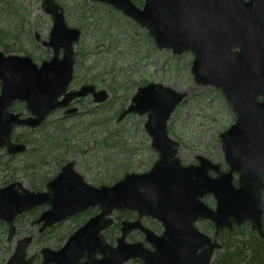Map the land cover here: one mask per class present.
I'll return each instance as SVG.
<instances>
[{"label":"water","instance_id":"1","mask_svg":"<svg viewBox=\"0 0 264 264\" xmlns=\"http://www.w3.org/2000/svg\"><path fill=\"white\" fill-rule=\"evenodd\" d=\"M93 1L106 3L145 27L158 48L193 54L194 82L219 88L235 116L219 134L228 169L220 170L219 163L201 154L196 155L198 163L180 161L179 142L169 135L167 124L187 92L150 81L136 88L117 119L129 113L147 114L144 129L158 153L152 166L143 172H126L111 184L94 185L69 160L45 190L30 189L19 180L0 186V220L7 224V241L16 234L15 218L42 204L48 208L33 222L40 223L39 231L90 207L100 211L60 248L42 247L41 264H124L132 258L143 264H210L214 250L221 247L217 241L221 228L248 221L264 238V0H146L142 7L132 0ZM42 6L53 15L50 40L45 42L55 50L51 60L38 65L29 55L0 50V148L9 154L26 149L25 143L12 141L15 127L39 126L51 111L65 107L74 97L90 93L96 102L109 97L105 88L94 84L67 91L80 30L66 24L55 0H43ZM14 100L23 101L30 114L9 112ZM206 194H212L215 207L204 202ZM124 209L137 211L139 218L144 214L158 218L162 232L139 219L123 220L115 244H110L102 230L111 223L113 211ZM199 218L213 222V237L198 228ZM134 228L143 230L151 247L127 240ZM32 238L31 234L19 237L5 264H32L35 255L27 250Z\"/></svg>","mask_w":264,"mask_h":264},{"label":"rangeland","instance_id":"2","mask_svg":"<svg viewBox=\"0 0 264 264\" xmlns=\"http://www.w3.org/2000/svg\"><path fill=\"white\" fill-rule=\"evenodd\" d=\"M40 1L0 0V41L2 42L0 48L3 44L8 47L18 44L25 50L35 47L33 34L28 30L30 25L22 18L28 14L32 16V19L36 17L47 23L48 17L41 11ZM59 3L66 10L69 25L81 30V37L74 47L75 83L78 78L83 79L84 82H92L97 85V88L108 90L110 97L88 113L82 112L74 117L62 119L60 113L50 115L40 127L41 135H51L52 130L57 135L55 129H60L62 135L70 140L63 143L59 138L62 137L61 133L54 139L36 136V142L29 144L28 149L14 160L3 154L0 162L7 163L8 166H2L0 170L4 167H18L21 170L17 172L15 169L16 178L31 188L30 184L40 185L50 173L57 172L65 162L57 161L60 158L74 160L76 170L87 182L94 185H97L96 182L100 178L107 180L111 174H119L121 177L126 171L119 170L118 173L115 168L119 165L125 166L124 168L128 171L140 172L149 169L157 158V153L150 147V139L143 128L146 116L133 114L122 121L116 120L118 110L129 103L135 92L134 82L142 80H146L143 84L149 81L161 82L176 90L187 92V97L172 113L168 124L171 136L180 142L178 156L181 161L184 164L196 163L195 156L201 154L221 163L222 169H227L220 149L219 133L233 123L234 114L218 88L201 86L193 81L190 72L193 58L191 53L176 55L170 49L157 48L144 28L105 4L89 0H59ZM19 20L21 23H18ZM22 23L25 31H21ZM39 32L44 35L46 29L42 27ZM15 34L16 38H13ZM94 76L96 82L88 80ZM119 86L124 87L120 90ZM88 104L90 101H86L83 105ZM22 109L24 111V108ZM106 119L108 121H105ZM92 122L95 125H92ZM116 130L128 137V144L131 146L127 145L128 147L113 150L111 153L105 150L106 147L103 144L111 142L108 137L109 131ZM18 132L23 130L20 129ZM35 145H41L40 149L34 147ZM81 148L85 150V153L79 152ZM44 157L46 163L42 164ZM12 160L18 161L19 164H12ZM27 162H32L36 168L29 170L26 169L27 166L24 168ZM2 174L1 171L0 176ZM237 176L238 173L234 172V182ZM204 200L209 201L210 204L214 203L210 194L206 195ZM37 210L38 214L41 209ZM30 212L22 216H25V219L29 218L28 220L23 221L21 218L18 221L22 225L16 222L19 229L17 237L27 232H37L33 226H30V230L27 231L31 219L37 215ZM119 212L121 211H116V218ZM78 219L79 217L62 224H55L40 236L35 235L28 251L38 252L42 246L58 248L63 245L68 233L77 227L78 224L75 221ZM145 221L150 228L157 226V221L154 219L147 218ZM198 225L200 228L207 226L209 235L212 234L213 230L209 225H205L202 221H199ZM157 231L159 232V229ZM113 233L116 237L119 231ZM128 239L141 240L142 235L134 232L128 236ZM40 243L43 244L40 246ZM125 264L141 263L132 259Z\"/></svg>","mask_w":264,"mask_h":264},{"label":"flooded vegetation","instance_id":"3","mask_svg":"<svg viewBox=\"0 0 264 264\" xmlns=\"http://www.w3.org/2000/svg\"><path fill=\"white\" fill-rule=\"evenodd\" d=\"M61 7H62V10H63V16H64V21L66 22V24L67 25H69V23H68V21H67V18H66V10H65V8H64V6L63 5H61L60 3H59V0H55ZM137 6H139V7H142V6H144V3H145V1L146 0H132ZM93 2H98V3H101L100 1H93ZM29 3H32V2H29ZM42 3H43V0H41L40 2H39V5H40V9H41V11L48 17V19L46 20L47 21V23H44V22H42L40 19H38V18H34V19H32V16L31 15H26V16H24V18H22V20L24 19V22L25 23H27V24H29L30 26H28V30H29V32H31L32 34H33V43L35 44V47L33 48L32 47V49L31 50H25V49H22V48H20V46L17 44V45H9V47L7 46V48L6 47H4V46H1V48H0V50H2L3 51V53L4 54H11V53H15V54H23V55H29L30 57H31V59L36 63V64H38V65H40L43 61H49V60H51V58H52V56L54 55V53H55V50H54V48H53V46H50V45H47L45 42H48L49 40H50V35H51V30H52V26H53V15L51 14V13H49V12H47V11H45L44 9H43V6H42ZM103 4V3H102ZM106 5V4H105ZM35 11V10H34ZM23 15H24V12H23ZM37 15V14H36ZM18 23H21V20H19L18 21ZM69 26H71V25H69ZM42 27H44L45 29H46V32L44 33V35H42L40 32H39V29L40 28H42ZM72 27H75V26H72ZM78 28V27H77ZM79 29V28H78ZM21 31H25V26L23 25V23H22V25H21ZM19 35H20V33H18ZM13 38H16V34H15V37H13ZM8 45V44H7ZM63 52H64V50H63V48H60V49H58L57 50V55H58V57L59 58H61L62 56H63ZM190 53V52H189ZM183 54V53H182ZM76 55V54H75ZM179 55H181V54H179ZM86 83H88V82H84V80L83 79H81V78H78V80H76V83H75V71H74V74H73V79H72V81H71V83H70V85H69V87L67 88V91L68 90H76V89H79L83 84H86ZM92 83V82H91ZM96 85V84H95ZM97 86V85H96ZM0 89H1V84H0ZM63 98V94L62 95H60L59 97H58V99L59 100H61ZM86 101L88 102V101H90V104H88L87 106H85V105H83V104H85L86 103ZM100 104L101 103H98V102H96V101H94L93 100V97H92V95L89 93V94H87V95H85V96H81V97H74L69 103H68V105H66L65 107H59L58 109H56V110H54V111H52L47 117H49L50 115H53V114H56V113H60L61 115H60V117H61V119L62 118H67V117H74V116H76V115H78V114H80V113H82V112H84V113H88V112H90L92 109H95V108H97V107H99L100 106ZM80 106L82 107V109L80 110ZM22 108H24V111H23V109ZM71 108H76V110H74V111H69V109H71ZM8 111L9 112H13V113H22V115H27L28 113H26L25 111H26V107H25V103L23 102V101H19V100H14V101H12V103L8 106ZM44 123V122H43ZM42 123V124H43ZM40 127H42V125H40V126H38V127H33V128H27V127H24V128H22L21 129V131L22 130H27V132L29 133V138H30V140H31V142L32 143H30V144H34L35 142H36V136H40L41 135V132L42 131H40ZM20 129L19 128H17V130H15V128L13 129V131H12V133H11V139H12V141L13 142H24V141H21V140H19L18 139V137L16 136V133H19L18 131H19ZM33 137V138H32ZM26 143V142H25ZM28 145L29 144H27V149H28ZM34 147H36L37 149H40V147H41V145H35ZM22 153H24V152H21V153H18V154H8L7 152H6V149L4 148V147H1L0 148V157L1 156H3V154H6L7 156H9L11 159H13L14 160V158L15 157H17L18 155L19 156H21L22 155ZM45 157H47V155H45ZM43 158V160L41 161V163L42 164H45L46 162H44V161H46V158ZM70 160V159H69ZM69 160H64L65 162L63 163V164H65L67 161H69ZM74 161V160H73ZM15 163H18V161H14ZM3 163L4 162H0V167H2L3 166ZM75 163V162H74ZM62 164V165H63ZM62 165L58 168V170H57V172H53V173H50L45 179H43V181L40 183V185H41V187L39 188V189H37V190H45L46 189V183L51 179V178H53L59 171H60V169H61V167H62ZM74 168H75V166H74ZM220 170H224V169H222L223 167H222V164H220ZM76 169V168H75ZM209 174L210 175H212L213 176V174H214V171L213 170H209ZM97 183V185L98 184H100V182H96ZM206 196V195H205ZM204 196V197H205ZM204 197H203V200H204ZM213 197V196H212ZM214 199V198H213ZM204 202L209 206V207H215V200H214V203L212 202L211 204H212V206H211V204H210V202L209 201H205L204 200ZM43 207V208H42ZM41 209V211H39V213L37 214V212H38V210L37 209ZM48 208V205H46V204H42V205H39V206H37V207H34V208H32L31 210L33 211V210H36V211H33L34 213H36L37 215L33 218V219H31V222H30V224H29V226H28V230L27 231H29L30 230V226H33L34 228H36L37 230V232L36 233H30V232H27V231H25V232H27V234L28 233H30V234H33V240H32V242L34 241V237H35V235H38V236H40L41 234H43L46 230H50V229H48L47 227L46 228H44L42 231H39V226H40V223H33L34 222V220L40 215V213L43 211V210H45V209H47ZM99 209L97 208V207H91V208H88V209H86V210H84V211H81V212H78V213H76V214H74V215H72V216H70V217H67L66 219H64V220H61V221H58V222H56L55 224H62V223H64V222H66V221H68V220H75L77 217H79V219L78 220H76L75 222H76V224H78L77 225V227L76 228H78L79 226H81V225H83L86 221H88V219L90 218V217H92V216H95V215H97L98 213H99ZM125 211H127V213H126V215L124 216V218H121L120 219V221H119V226H118V231H119V229H120V225H121V222L123 221V220H128V221H135V220H137V219H139V221H140V223L141 224H143L144 226H146V227H149L148 226V224L146 223L147 221H145L147 218H151V219H154V220H156L157 221V226H154L153 228H151L152 230H154V231H156V232H158L157 230L159 229V232L158 233H161L162 232V230H163V224L161 223V221L158 219V218H155V217H152V216H150V215H148V214H144V215H142L140 218H139V214H138V212L137 211H135V210H132V209H126ZM115 213H116V211H114L113 213H111V215H110V217H111V223L107 226V227H105L102 231H103V234H104V236H105V239L110 243V244H112V245H114L115 244V242H116V237H115V235H114V233L113 232H116V228H115V224H116V222H117V218L115 217ZM26 214V213H25ZM80 216H84L85 218L83 219V217H80ZM25 217V216H24ZM24 217H21V218H23L22 220L23 221H26V220H28V219H25ZM18 219V218H17ZM16 219V220H17ZM199 221H202L203 223H205V225H209V226H211L210 228L213 230V232H214V224H213V222L211 221V220H208V219H205V218H199L198 219V223H199ZM5 224V223H4ZM55 224H53V225H55ZM244 224H248V226L250 227V229L251 230H253L252 228H251V226H250V223L248 222V221H245V222H243L241 225H236V224H233V226H232V228H221L220 230H219V232H218V234H217V239H218V241L220 242V237H219V235H220V232H223L224 230H226V231H228V232H231V231H233L235 228H239L240 226H242V225H244ZM52 225V226H53ZM5 226H6V224H5ZM199 226V225H198ZM262 226H263V219H262ZM51 227V226H50ZM75 228V229H76ZM150 228V227H149ZM74 229V230H75ZM201 229V228H200ZM263 229H264V227H263ZM73 230V231H74ZM201 230H203V229H201ZM6 231H7V226H6ZM17 231H18V229H17ZM72 231V230H71ZM258 236H259V234L257 233V231L256 230H253ZM134 232H136V233H138V234H141L142 235V239L141 240H136V241H143V243L145 244V246H147V247H151V245H150V243L149 242H147V241H145V239H144V232H143V230L142 229H140V228H134V229H132L128 234H127V239H128V236L130 235V234H132V233H134ZM212 232V233H213ZM225 232V231H224ZM71 232H69L68 233V236H69V234H70ZM205 233H208L209 234V232L207 231V232H205ZM24 235V234H23ZM22 236V235H21ZM67 236V237H68ZM211 236L213 237V234H211ZM114 237V238H113ZM259 237H261V236H259ZM110 241H109V240ZM113 239H115V240H113ZM261 239H263L264 240V238L263 237H261ZM113 240V241H112ZM7 241V240H6ZM8 243H11V245H12V248L13 247H15V243H16V238L15 239H13L12 241H7ZM32 242H31V244H32ZM221 243V242H220ZM30 244V245H31ZM41 244H43V243H40V246H41ZM30 245H29V247H30ZM62 246V245H61ZM61 246H59L58 248H60ZM29 247H28V249H29ZM42 247H44V246H42ZM41 247V248H42ZM47 247H49V246H47ZM41 248L39 249V251L37 252V251H32V253L31 252H29L28 251V255H35V257H34V259H33V263L32 264H41V261H42V256H41ZM50 248H52V247H50ZM221 248H222V245H221ZM53 249H57V248H53ZM96 256L99 258V257H101V254H99V253H97L96 254ZM84 260V258H82L81 259V261H83ZM5 262V261H4ZM4 264V263H3Z\"/></svg>","mask_w":264,"mask_h":264},{"label":"trees","instance_id":"4","mask_svg":"<svg viewBox=\"0 0 264 264\" xmlns=\"http://www.w3.org/2000/svg\"><path fill=\"white\" fill-rule=\"evenodd\" d=\"M1 32V31H0ZM0 43L2 44V42L0 41ZM2 46L6 47V44H3ZM88 80H92L93 82H96V77L94 76L93 78H88ZM146 80H142V81H135L134 82V87H137L141 84H143ZM124 86L120 87L123 88ZM120 110V109H119ZM105 121H108L107 119ZM92 125H95L92 122ZM57 132V135H60L61 130L60 129H55ZM168 131L171 133V129L170 126L168 125ZM54 134V130H52L51 135H44L42 134L39 137H52L53 139L57 136ZM62 135V133H61ZM16 136L18 137L19 140L26 142L27 144L32 143L30 138H29V134L27 132V130H23V132L20 133H16ZM108 137H110L108 141V143H104L103 146L106 147V151H110L112 153L113 150H118L119 148H126L128 146H131V144H128L129 140L128 137H125L124 134H121L119 131H109ZM61 141H63V143L68 142V138H66L64 135H62ZM64 138V139H63ZM126 145V146H125ZM128 145V146H127ZM125 146V147H124ZM51 149V148H50ZM79 152L81 154L85 153V150L83 148H81L79 150ZM67 155V154H65ZM54 160V159H53ZM61 161V160H65V159H57V161ZM15 163L12 160V164ZM15 164H19V163H15ZM3 166H8L7 163H4ZM16 166V165H14ZM26 167V169H35V165L32 162H27L24 164V168ZM123 166V165H122ZM125 166L121 167L120 165L118 167H116L115 169L120 171H128V169L126 170V168H124ZM15 169H17V172H19L18 167H4L0 170L3 172L2 176H0V185H5L10 181L16 180V171ZM10 170V171H8ZM122 173V172H121ZM120 177L119 174H111L109 176V178L106 179H99L98 182L100 183H111L115 180H117ZM31 188L33 189H39L41 187V185H32L30 184ZM262 208H263V227H264V191H263V195H262ZM31 214L34 213L32 210L30 212ZM127 211H121L119 212V215L117 216V222H116V231H118V226H119V221L121 218H124V216L126 215ZM25 215V214H23ZM21 215L16 221L18 223V221L21 219V217L23 216ZM29 219V218H28ZM19 225L22 223H18ZM17 224V225H18ZM207 226L202 227L201 229H203L204 232H207ZM211 227V226H210ZM19 230V229H18ZM225 231V232H224ZM223 232H220V242L222 245L221 249H218L215 251L214 257L211 261L210 264H264V240L261 239V237H259L253 230L250 229V227L248 226V224H244L242 226H240L239 228H235L233 231L228 232L226 230H224ZM18 232V231H17ZM238 236V237H236ZM237 238V239H236ZM12 251V245L11 243H8L6 241V226L3 222L0 221V264H3L4 261L6 260V257L11 253ZM142 264V262L140 260H136Z\"/></svg>","mask_w":264,"mask_h":264}]
</instances>
